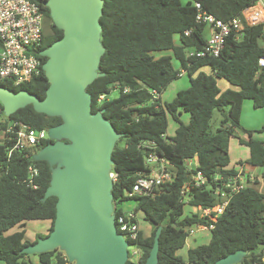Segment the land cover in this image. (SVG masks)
<instances>
[{
    "label": "trees",
    "instance_id": "16d2710c",
    "mask_svg": "<svg viewBox=\"0 0 264 264\" xmlns=\"http://www.w3.org/2000/svg\"><path fill=\"white\" fill-rule=\"evenodd\" d=\"M29 1L40 7L45 20L51 21L45 6L47 0ZM256 1L103 0L100 42L105 52L98 71L104 76L95 79L86 91L91 96V111L103 110L104 117L122 135L112 153V170L117 173L112 187L114 214L121 215L123 204L131 201L139 223L142 221L152 229L149 237L139 231L133 245L141 255L136 262L129 257L126 264H145L158 227L162 228L158 264H214L238 250L246 252L240 264H264V190L250 186L230 199L206 244L188 249L186 261L177 255L185 248L187 229L210 224L208 218L185 207H214L218 202L213 195L214 176L235 174L233 168H228L229 141L236 130L243 129V102L250 100L255 109L264 108V67L259 65L264 58L263 27L244 28L238 39H226L219 57L190 59L191 65L187 66V52L202 49L209 36L208 26L198 22L197 15L202 12L226 22ZM195 3L200 5L199 10ZM50 29V34L44 32L38 53L62 37V31L53 24ZM187 31L189 34L185 35ZM162 52H171L172 57L158 56ZM39 58L40 72L31 82L19 87L0 82V86L15 92L26 90L43 99L48 88L42 70L46 58ZM173 60L179 68H175ZM180 69L186 70L188 87L177 92L170 102H162L161 94L179 78ZM220 79L236 89L221 92L217 84ZM153 90L159 95L157 99L151 94ZM112 91L118 93L114 99L109 98ZM215 112L219 124L213 131L211 121ZM182 114L188 116L187 123L181 120ZM2 115L5 123L0 125V132L10 121H20L36 130L61 123L58 117L35 112L31 105L9 117ZM169 118L176 124L171 137L166 135ZM244 131L248 140L241 142L249 148L247 163L264 168V141L255 139L252 130ZM260 131H264V126ZM49 142L13 150L10 156L13 142L5 139L0 143V264H69L59 250L33 255L36 262L22 252L52 231L56 215L55 197L41 201L49 186L50 168L46 162L32 158ZM149 143L153 144L155 154L166 160L174 179L159 187L154 198L127 197L137 175L148 170L145 159L152 150L145 145ZM194 157L198 158L197 169L207 181L202 187L192 188L185 203L181 188L189 181L191 172L184 162ZM30 165L39 172L35 180L37 189L25 183ZM261 179L264 184V171ZM37 220L50 221L51 226L47 235H37L33 242L25 239L24 230L7 234L16 226Z\"/></svg>",
    "mask_w": 264,
    "mask_h": 264
},
{
    "label": "water",
    "instance_id": "95a60500",
    "mask_svg": "<svg viewBox=\"0 0 264 264\" xmlns=\"http://www.w3.org/2000/svg\"><path fill=\"white\" fill-rule=\"evenodd\" d=\"M52 24L62 37L40 52L48 82L40 99L26 90L0 86L5 117L31 105L35 112L58 117L61 123L47 130L51 142L39 149L34 161L50 168L43 198H56L52 231L23 248L29 256L59 250L69 264H126L128 243L117 232L109 177L112 153L121 134L103 115L91 111L86 88L98 77L105 49L100 42L103 0H47ZM158 227L145 264H158ZM246 252L230 253L214 264H240Z\"/></svg>",
    "mask_w": 264,
    "mask_h": 264
},
{
    "label": "built area",
    "instance_id": "2783aa9c",
    "mask_svg": "<svg viewBox=\"0 0 264 264\" xmlns=\"http://www.w3.org/2000/svg\"><path fill=\"white\" fill-rule=\"evenodd\" d=\"M195 7L200 9L198 3H195ZM197 21L205 23L210 34L202 49L187 52V66L191 65L190 59L207 56L219 57L225 47L226 39L229 36L238 39L246 27L262 26L264 29V0H257L243 9L238 16L226 22L202 12L197 15ZM188 34V31L185 32V35ZM43 37L44 16L36 3L29 0H0V82H8L14 87H19L28 84L39 74L41 61L38 52ZM259 65L264 67V58L259 60ZM184 75H186V70L180 69L177 76L180 78ZM127 91L128 89H124V92ZM151 94L154 99L159 97L154 90L151 91ZM102 98L100 97V100ZM2 114L3 109L0 106V125L5 123ZM47 130H36L20 121H10L6 129L1 131V139L13 142V148L8 154L10 156L13 150L42 146L49 142ZM145 146L152 150L145 159L148 170L137 175L131 190L126 193V196L130 198L134 196L154 198L159 187L171 183L174 179L166 160L153 151V144L149 143ZM184 165L186 170L191 172L189 181L181 188V194L186 203V194L192 188L202 187L207 180L197 169L199 165L197 157L185 160ZM250 167L254 166L247 162H240L234 169V175L214 176L216 185L213 195L217 198V204L212 208L190 207L194 210V214H198L201 218H208L210 224L187 229L186 240L197 232H210L217 218L223 214L230 199L255 182L256 176ZM38 174V169L35 166L28 167V179L25 183L32 189H37L35 180ZM109 177L114 183L117 180V173L111 169ZM115 224L117 232L123 235L129 245L128 258L130 257L133 262H136L141 255L140 249L133 245L140 231L138 214L134 213L132 209L123 211L121 215L115 216Z\"/></svg>",
    "mask_w": 264,
    "mask_h": 264
},
{
    "label": "rangeland",
    "instance_id": "374dc122",
    "mask_svg": "<svg viewBox=\"0 0 264 264\" xmlns=\"http://www.w3.org/2000/svg\"><path fill=\"white\" fill-rule=\"evenodd\" d=\"M183 1H185V0H183ZM51 25H52V21H48L47 20L44 23V32H45V34H50V32H51V29H50ZM159 55H167V56H171L172 57L171 52H162L161 54H158V56ZM172 62H173V65L175 66V68H178L177 62L175 60H173ZM183 81L184 82H187V78L184 77L182 79V82ZM174 84L176 85L178 83H174ZM172 88H174L173 85H172V87L168 88L165 92H163L165 94V100L164 101H169V99H168L169 98V93L171 92L170 90ZM176 94H177V92H176ZM117 96H118V93L116 91H112L110 93V95H109V98L110 99H114ZM245 103L251 104V109L253 110V112H251L249 114V116L251 114H254V111L262 112L263 109H264V108L254 109V107H252L253 106L252 105V102L250 100H245L243 102L242 110L244 108V104ZM183 117L186 118L185 116H183ZM217 118H218V113L215 112L214 115H213L212 121H211V128H212L213 131L217 128V126L219 124L218 123L219 118L218 119ZM240 125H241V128H243L242 125H245V124L244 123H241ZM263 126H264V124L261 125V126H259V127L257 126L258 127L257 130H252L253 131L252 135H253V137L254 136L257 137L258 135H261L259 137L264 141V131H260ZM175 128H176V124L174 123V121H172V119L169 118L168 119V133L169 134H172L174 132V129ZM244 130H246V129L244 128ZM244 130L243 129L236 130L234 136L231 138V145H230V154H229V156L231 158V161L236 160L237 164H238L239 160H241L242 162H245L246 163V160L245 159L248 156L247 146L243 142H241L243 135H245L246 138H247L246 140H243V141H247L248 140V134ZM1 133L2 132H0V136H1ZM255 139H257V138H255ZM1 142H2V139L0 137V143ZM258 170L259 171H263L262 168H258ZM133 207H134V204L131 201L125 202L123 204V206H122V208H123L124 211L130 210ZM186 209L189 210L192 213L194 211L193 209L188 208V207H185V210ZM138 218H140V217H138ZM46 222L47 221H44V220L28 221V222H25L22 226H16V227H14L10 231L11 232H17V231L24 230V232H25V239L26 240H29L30 242H33L36 239L37 235L43 236V235H47L48 234L51 224L49 225V227L46 228ZM140 222H141L140 223L141 232L143 233V235L145 237H149L151 235V233H152L151 227L147 225V227L143 230L142 229V224H145V223L142 222V221H140ZM193 236L194 237L191 240L190 239H187V241H186L187 244H188V242H190L189 243L190 244L189 247L192 246V245L206 244L208 242V240H209V236L206 235L205 233H195ZM186 250H187V248L185 246V248L183 250H180L179 252H177V255H179L185 261L187 259L186 258ZM30 260H32L33 262H36L37 261V258L34 257V256H31L30 257Z\"/></svg>",
    "mask_w": 264,
    "mask_h": 264
},
{
    "label": "crops",
    "instance_id": "0c3cea01",
    "mask_svg": "<svg viewBox=\"0 0 264 264\" xmlns=\"http://www.w3.org/2000/svg\"><path fill=\"white\" fill-rule=\"evenodd\" d=\"M208 31H209V28H208ZM210 32V31H209ZM210 34V33H209ZM176 41V40H175ZM178 64V63H177ZM179 64H178V68H179ZM205 71H208V69L207 68H205L204 69ZM184 77H186L187 78V82H182V79L184 78ZM174 83H178V84H174ZM188 83V84H187ZM217 84H218V88H219V90L222 92V91H225V90H227V89H236L235 87H232L227 81H225V80H223V79H220V80H218V82H217ZM172 85H173V87L174 88H172L170 91V93H169V101H164L165 100V94L163 93V94H161V100H162V102H170L174 97H175V95H176V92H179L180 90H184V89H186L187 87H188V85H189V81H188V77L186 76V75H184V76H182V77H180V78H178V79H176V80H174L173 82H171L170 83V85L167 87V89L168 88H170V87H172ZM175 85V86H174ZM166 89V90H167ZM165 90V91H166ZM164 91V92H165ZM253 105V104H252ZM243 106V105H242ZM253 107V106H252ZM255 109V108H254ZM251 112H253V110L251 109V104H248V103H245L244 104V108H243V110L241 111V117H240V124L241 123H244L245 125H242L243 126V129L245 128L246 130H257V128L259 127V126H261V125H263L264 124V109H263V111L262 112H257V111H254V114H251L250 116H249V114L251 113ZM183 116H185L186 118H184ZM181 120L184 122V123H187V121H188V116L186 115V114H182L181 115ZM184 118V119H183ZM245 126V127H244ZM258 126V127H257ZM176 129V128H175ZM175 129H174V132H175ZM174 132L172 133V134H169L168 133V130H167V133H166V135L167 136H169V137H171L173 134H174ZM259 136H261V135H258L257 137H255V138H257V139H259V140H262ZM1 137V136H0ZM232 138V137H231ZM231 138H230V141H229V154H230V145H231ZM247 138H246V136L245 135H243L242 136V140H246ZM263 141V140H262ZM247 149H248V156H247V158L245 159L246 160V162H248V159H249V148L247 147ZM229 159H230V163H229V166H228V168H233V169H235V167H236V165H237V162H236V160H234V161H231V158H230V156H229ZM239 162H242L241 160H239ZM238 162V163H239ZM258 168H260V167H250V170L255 174V176H256V179H255V182L250 186V187H253L254 189H256V190H258V191H260V192H262L263 190H264V184H263V182H262V179H261V175H262V173H263V171H264V168H262L263 169V171H259L258 170ZM131 210V209H130ZM139 217V216H138ZM141 223V222H140ZM140 223H139V226H140ZM51 223H50V221H47L46 222V228L47 227H49V225H50ZM145 225V226H144ZM147 225L148 224H142V229L144 230L146 227H147ZM144 226V227H143ZM149 226V225H148ZM140 230H141V227H140ZM11 233H13V232H11V231H9L7 234H11ZM197 233H205L206 235H208V236H210V234H209V232H197ZM194 236L192 235V236H190L188 239H192ZM189 240V241H190ZM187 241V240H186ZM190 242H188V244L185 242V246H186V248H187V250L188 249H190V248H193V247H195L196 245H192V246H190L189 247V244ZM187 250H186V252H187ZM186 257H187V255H186Z\"/></svg>",
    "mask_w": 264,
    "mask_h": 264
},
{
    "label": "flooded vegetation",
    "instance_id": "af4514ba",
    "mask_svg": "<svg viewBox=\"0 0 264 264\" xmlns=\"http://www.w3.org/2000/svg\"><path fill=\"white\" fill-rule=\"evenodd\" d=\"M47 20L44 19V23L46 22Z\"/></svg>",
    "mask_w": 264,
    "mask_h": 264
}]
</instances>
